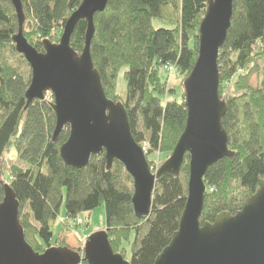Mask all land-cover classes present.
Returning <instances> with one entry per match:
<instances>
[{"label": "trees", "instance_id": "16d2710c", "mask_svg": "<svg viewBox=\"0 0 264 264\" xmlns=\"http://www.w3.org/2000/svg\"><path fill=\"white\" fill-rule=\"evenodd\" d=\"M20 1L23 36L39 53L44 41L59 42L65 22L82 2ZM206 6V0H108L104 11L94 15L93 67L106 98L123 106L135 142H146L148 154L159 150L170 153L184 129V96L164 103L165 80L161 77L164 66L173 65L180 82L169 94H175L177 88L183 93L182 82L198 55V29ZM153 21L159 27H154ZM17 31L11 1L0 0V169L6 172V156L14 158L6 183L0 170V201L3 186L8 184L19 204L24 240L35 253L59 246L79 252L81 243L73 247L65 235L69 230L66 221L75 220L76 224L80 214L103 206L104 229L113 252L129 264H153L178 230L187 197L189 156L185 155L178 177L164 176L155 183L150 215L137 220L131 203L133 182L122 164L114 160L107 170L104 153L92 156L80 170L61 160L58 150L68 138V129L53 142V98L27 105L25 93L31 74L12 67L4 58L7 50L20 57L12 43ZM85 32L86 22L79 21L70 40L77 54L84 47ZM261 63L264 0H234L231 25L217 60L218 94L226 105L222 121L232 155L204 174L200 225L212 223L224 212L235 215L264 181V85H250ZM122 68H127L123 74L126 91L120 96L116 82ZM63 204L62 228L53 243Z\"/></svg>", "mask_w": 264, "mask_h": 264}, {"label": "water", "instance_id": "95a60500", "mask_svg": "<svg viewBox=\"0 0 264 264\" xmlns=\"http://www.w3.org/2000/svg\"><path fill=\"white\" fill-rule=\"evenodd\" d=\"M18 20L12 38L16 53L30 69L25 93L27 105L44 100L50 92L55 143L64 128L68 138L58 152L73 169L85 168L92 156L104 153L106 169L114 160L124 167L133 182L134 216L146 220L151 212L155 183L164 176L178 177L187 154V197L178 230L153 264H264V181L235 215L219 214L212 223L199 224L204 207L206 170L231 157L228 135L223 127L226 105L220 99L218 55L231 25L234 0H206L198 29V55L182 82L186 122L170 157L152 173L142 148L135 142L126 111L107 99L94 69L90 44L94 15L104 11L108 0H82L64 24L57 44L43 42L37 52L23 36L24 13L20 0H10ZM79 21L86 22L84 47L80 54L70 46ZM0 201V264H129L110 246L105 230L85 239L82 255L67 246L35 253L25 242L19 223V204L8 184Z\"/></svg>", "mask_w": 264, "mask_h": 264}, {"label": "rangeland", "instance_id": "374dc122", "mask_svg": "<svg viewBox=\"0 0 264 264\" xmlns=\"http://www.w3.org/2000/svg\"><path fill=\"white\" fill-rule=\"evenodd\" d=\"M30 24V23H28ZM153 25L154 27H159V24L157 21H153ZM26 31H29V28L26 29ZM32 39H35L34 37H32ZM4 58L6 59V62L11 65L14 68L19 69L21 72L23 71H28L30 72L29 67L25 66L24 63H22V59L21 56L17 57L13 54H11L9 52V50H7L4 54ZM260 71L253 74L251 79H250V85L252 87H257V86H263L264 85V63L260 64ZM169 66H164V74L162 75L161 79L165 80V91H164V98H163V102H167L169 100H176V101H180L181 100V94L183 96V93H180V91H177L175 94L170 95L169 94V90L172 87H176L179 85L180 82V77L175 73V69L173 67L172 72L168 69ZM127 71V68H122L118 74V78H117V82H116V92L118 95L122 96L124 95L125 91H126V83L124 81L123 78V74L124 72ZM45 98L47 100H52V97L50 94L46 95ZM180 137V136H179ZM179 139V138H178ZM178 141V140H177ZM142 148V151L144 154H148L149 149L147 147V143L144 142L142 144L139 145ZM173 151V150H172ZM171 151V152H172ZM171 152H166V151H156V152H151L148 154V159L147 162L149 163L150 169L152 171V173H154L156 171V169L161 166L169 157ZM13 157L10 156H6L4 159V169L7 172L8 167H9V163H11L13 161ZM12 160V161H10ZM2 169V168H1ZM0 169V170H1ZM6 172H4L3 170H1L2 173V180L6 183V179H7V175ZM5 174V176H3ZM1 178V177H0ZM60 219H62V217H64L65 215V211H64V204L61 206V210H60ZM79 218L81 219V223L79 225L75 224V220H67L66 223L68 224L69 230L67 231V233L65 232V235L67 236L69 243H71V245L73 247H75L76 245H78V241L82 240L83 238L89 236L90 234L96 232V231H100V230H105L104 226H105V211H104V207L101 206L95 210H93L90 213H82L79 215ZM62 225L59 223V225L57 226V229L55 230V237L53 238V243L56 241L57 239V234L59 233L58 231H61V227ZM61 235L60 238H63ZM65 239V237H64ZM85 241V240H84ZM66 242V240H65ZM58 243V242H57ZM56 243V244H57ZM83 245V243H82ZM80 247V251L79 254L82 255V246ZM127 258H130V254H128ZM81 264V263H80Z\"/></svg>", "mask_w": 264, "mask_h": 264}, {"label": "built area", "instance_id": "2783aa9c", "mask_svg": "<svg viewBox=\"0 0 264 264\" xmlns=\"http://www.w3.org/2000/svg\"><path fill=\"white\" fill-rule=\"evenodd\" d=\"M167 66H169L168 69L172 72L174 66H173V65H166V67H167ZM48 94L51 95L50 92H47V93L45 94V96L48 95ZM51 97H52V95H51ZM80 223H81V219H80V218H77V220H76V224L79 225Z\"/></svg>", "mask_w": 264, "mask_h": 264}, {"label": "crops", "instance_id": "0c3cea01", "mask_svg": "<svg viewBox=\"0 0 264 264\" xmlns=\"http://www.w3.org/2000/svg\"><path fill=\"white\" fill-rule=\"evenodd\" d=\"M61 218V217H60ZM59 218V223H61L62 224V221L64 220V217H62V219H60ZM58 232H60V231H58ZM87 237H85V238H83L82 240H80V241H78L79 243H81V245H82V243L84 242V240L86 239Z\"/></svg>", "mask_w": 264, "mask_h": 264}]
</instances>
